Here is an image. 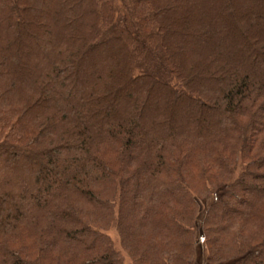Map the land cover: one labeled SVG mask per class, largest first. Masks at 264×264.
<instances>
[{
	"label": "trees",
	"instance_id": "obj_1",
	"mask_svg": "<svg viewBox=\"0 0 264 264\" xmlns=\"http://www.w3.org/2000/svg\"><path fill=\"white\" fill-rule=\"evenodd\" d=\"M199 240L264 264V0H0V264Z\"/></svg>",
	"mask_w": 264,
	"mask_h": 264
},
{
	"label": "rangeland",
	"instance_id": "obj_2",
	"mask_svg": "<svg viewBox=\"0 0 264 264\" xmlns=\"http://www.w3.org/2000/svg\"><path fill=\"white\" fill-rule=\"evenodd\" d=\"M212 198H214V197H211L209 200L206 199V202H204L203 204H201L200 207L201 208H202V206L204 207L206 205V203L208 204L209 201L212 202V200H213ZM109 235H110L111 239L114 241V243L116 245V248L119 249V250H121L120 249V246H119L118 236H117L115 230L112 229L109 232ZM195 250L196 251H195V261H194V264H203V261H204V258H203L204 257L203 254L204 253L203 252H204V250H203V247H202L201 240H199V242H197V245H196V249ZM124 257H125V263L126 264H130L129 259L125 255H124Z\"/></svg>",
	"mask_w": 264,
	"mask_h": 264
},
{
	"label": "bare ground",
	"instance_id": "obj_3",
	"mask_svg": "<svg viewBox=\"0 0 264 264\" xmlns=\"http://www.w3.org/2000/svg\"><path fill=\"white\" fill-rule=\"evenodd\" d=\"M32 90V89H31Z\"/></svg>",
	"mask_w": 264,
	"mask_h": 264
}]
</instances>
